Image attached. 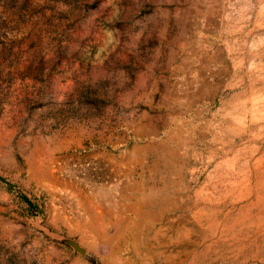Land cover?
I'll return each instance as SVG.
<instances>
[{"label":"rangeland","instance_id":"rangeland-1","mask_svg":"<svg viewBox=\"0 0 264 264\" xmlns=\"http://www.w3.org/2000/svg\"><path fill=\"white\" fill-rule=\"evenodd\" d=\"M0 264H264V0H0Z\"/></svg>","mask_w":264,"mask_h":264}]
</instances>
